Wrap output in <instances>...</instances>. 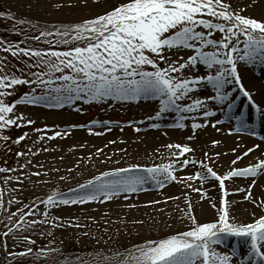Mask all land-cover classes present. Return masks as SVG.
Masks as SVG:
<instances>
[{"label": "snow or ice", "instance_id": "obj_1", "mask_svg": "<svg viewBox=\"0 0 264 264\" xmlns=\"http://www.w3.org/2000/svg\"><path fill=\"white\" fill-rule=\"evenodd\" d=\"M243 10V8L233 10L226 0H116L106 11L80 23L65 24L55 31L40 29L39 35L26 37L38 42L45 38L43 43L49 44L48 48L20 47L19 42L14 44L0 39V51L10 53L17 59L21 56L28 57L32 61V63L25 62V67L29 69L27 76L23 75L21 69L16 70L21 72V75L17 76L8 68L6 58L0 57V130L13 125L21 127L22 124L18 121L23 124L34 123L32 120H26L23 114H16L15 106L19 103L30 105L43 103L50 107H61L64 103L76 99H84L86 103L109 98L134 101L141 96L158 100V109L153 117L148 118L153 121L160 120L165 113L174 112L177 115L175 127L184 128L185 124L182 121L185 117L180 114L199 113L205 119L201 124L196 122L195 116L192 117L191 127L195 130L207 125L209 123L207 118L216 114L206 105V101H214L217 105L226 104L228 118L236 121L237 126L234 131L249 129L250 125L245 121L242 109L238 115L231 113L234 101L230 100V97L233 90L228 86L238 88L239 93L248 99L251 107L264 116V108L252 100V94L243 87L237 69L238 61L247 65L257 62L264 64V21L241 15ZM0 16H5V13L0 12ZM7 18L13 17L8 15ZM18 23H27V21H18ZM32 27L36 28L35 25ZM201 28L207 31L198 30ZM215 31L221 33L219 40L211 38ZM48 37L55 38L49 40ZM70 44L71 47L58 50L59 45ZM206 46L211 47L212 50H203ZM173 49L176 51L188 49L192 50L193 54L184 62L169 63L165 52H171ZM159 61H164L166 67H160ZM197 64L205 66L209 70L207 74L188 77L171 75V73H180L185 67L195 69ZM147 66H150L151 70H147ZM32 68L38 70L30 71ZM57 73L59 75H56ZM20 84L39 86L44 92L36 94L33 88L32 92L22 94L17 100L11 103L5 102L4 98L12 94L7 90ZM205 84L211 86L214 95L206 96L204 99H193L191 93ZM186 99L190 103H182ZM217 123L221 121L213 122L212 126L215 127ZM160 126L156 122L149 125L153 129ZM69 127H77V125ZM34 131L42 130L34 129ZM91 131L92 129L89 128V132ZM232 131L233 129H230L229 134ZM249 134L255 135L254 132ZM59 135L60 132L53 133V136ZM26 136L27 133L18 136L14 143L18 144ZM192 138L188 137V139ZM0 140L7 141L9 137L0 135ZM212 143L216 144L217 141ZM167 147L172 150L171 155L176 158L169 163L151 166L133 163L122 168L107 169L77 184L76 189H70L73 195L69 198H64L61 193L53 191L43 200L34 198L27 212H22L20 208L15 212H9L7 208H3V211L8 213L7 220L12 226L7 231L0 232V236L7 237L18 226L27 228L40 223L32 220L29 224H24L25 217L33 215L32 209H36L37 204L44 206L43 222L51 223L54 227H78L79 225H72L71 221H68L67 225L55 223L61 219L60 217L48 220L49 209L60 204H85L93 201L103 203L123 193L143 191L144 186L149 182L164 188L171 182L199 180L203 184L209 179H215L219 182L220 191L223 193L227 178L255 177L264 171V158H258L255 164L243 168L233 167L220 176L204 161L189 159L185 154L192 152L193 149L188 145L169 144ZM256 148H259V145L248 148L241 155L246 156ZM100 151L101 149H97V152ZM232 151L235 152V149ZM22 155L26 153H16L17 157ZM207 155L205 153L206 158ZM180 157L184 158L181 160ZM240 159L241 156H237L232 163L235 164ZM189 165H199L203 171H195L184 177L175 175L177 168L183 170ZM20 167L23 168L24 165ZM6 171L14 172L15 169L0 168V172ZM141 172L144 174H140ZM33 175L39 176L40 173ZM4 179L7 183L13 178ZM15 179L20 180L19 177ZM255 183L256 180L253 179L244 199H251L254 205L264 208V199H260L257 204V200L251 197V187ZM187 187L191 188L192 185L187 184ZM8 203H19V201L13 197ZM149 203H159V201H149ZM224 205L225 200L221 196L217 221L198 223L194 215L190 216L192 226L186 231L169 234L157 240H146L141 245H133L131 249L125 250L123 257L115 264H232V257L237 255L235 251H232L231 255H226L211 247L220 242L218 236L221 233L249 238L247 254L237 260L236 264H264V215L254 217L247 224L237 225L230 222L229 213ZM2 207L3 200L0 194V208ZM188 210L191 212L190 204ZM17 213L21 214L13 221ZM22 239L35 243L27 236ZM37 251L47 256L48 252L55 250L37 249ZM31 254L30 247L20 252H7V255L13 259ZM96 255L99 256L100 253ZM115 255L121 254L117 252ZM107 259L104 257L100 264H106Z\"/></svg>", "mask_w": 264, "mask_h": 264}, {"label": "rangeland", "instance_id": "obj_2", "mask_svg": "<svg viewBox=\"0 0 264 264\" xmlns=\"http://www.w3.org/2000/svg\"><path fill=\"white\" fill-rule=\"evenodd\" d=\"M257 1L259 0H226L231 4L233 10L243 8L241 15L264 21V16L252 13L251 8ZM115 2L116 0H96V2L94 0H0V12H4L6 16L11 15L17 21L40 23L47 30L55 31L62 25L80 23L85 19L99 15ZM220 36L221 33L215 31L211 38L219 40ZM41 45L44 46L43 41H41ZM62 46L64 50L67 47L59 45V49ZM203 50L211 51L212 49L206 46ZM192 54L193 51L188 49L180 51L173 49L171 52H165L169 63L172 61L184 62ZM0 57L6 58L8 68L17 76L21 75V72L16 71L17 69L23 70V75L27 76L29 69L25 67V62L32 63L28 57L21 56L17 59L3 51H0ZM159 65L166 67L164 61H159ZM237 69L242 85L245 75H248L254 82L255 80L264 82V64L257 62L247 65L238 61ZM37 70L36 68L30 69L33 72ZM147 70H151V67L147 66ZM208 71L205 66L197 64L195 69L185 67L180 70V73H171V75L188 77L204 75ZM228 87L233 90L230 97V100L234 101L231 113L237 115L238 110L242 109L243 112L251 115L248 122L253 120V123L249 129H244L241 132L234 131L235 127L231 121L233 119L227 121L229 113L226 104L217 105L214 101H206V105L216 114L207 118L209 121L207 125L195 130L191 127L192 117L195 116L196 122L201 124L205 119L199 113H181L180 115L185 117L182 121L185 124L184 128L175 127L177 115L174 112L165 113L160 120L148 119L154 116L159 106L158 100L152 97L141 96L134 101L109 98L87 103L84 99H76L61 106L63 113H52L47 119L36 111L35 105L17 104L15 106L16 114H23L26 120H32L34 123L23 124L18 121L22 124L21 127L13 125L0 130V135L9 137L7 141L0 140V168L15 169L14 172H0V194H2L3 200V207L0 208V232H5L12 226L7 220L8 213L4 212L3 208H7L9 212H15L17 208L22 209V212H27L34 198L43 200L53 191L61 193L64 198H69L73 195L69 191L70 189H76L77 184L83 183L91 176L107 169L122 168L133 163L143 166L169 163L176 159L171 155L172 150L167 147L169 144L188 145L193 149L192 152L185 154L189 159L204 161L218 175L223 176L233 167L243 168L249 164L238 161L233 164L232 161L235 160L233 159L229 162L226 161L223 167L212 162L213 159L207 152L208 148L218 147V143L213 144L212 141H221L222 136L234 135L242 139L250 138L251 142L255 139L261 142L258 144L262 150L261 153L253 150L255 153L252 155L253 163L251 164H255L258 158H264V126H261L259 121L257 123L258 112L251 107L248 99L239 93V89L235 86ZM33 88H35L36 94L44 92L43 88L35 85H15L12 89L7 90L12 94L4 98L5 102L11 103L22 94L32 92ZM250 93L252 100L259 105L255 100V93L253 94V91ZM209 95H214V93L211 86L206 84L191 93L193 99H204ZM237 95H239V99H236ZM182 103H190V101L186 99ZM225 117L226 119H224ZM93 121L96 123H91ZM105 121L110 123L105 124ZM215 121H221V123H217L213 127L212 123ZM152 122L161 126L156 129L150 128L149 125ZM71 125H77V127H69ZM45 126L47 127L45 128ZM89 128L92 129L91 132H89ZM34 129L42 131L38 132ZM135 129L140 130L136 131ZM230 129H233L231 134H229ZM55 132H60L61 135L53 136ZM65 132L68 134L64 135ZM250 132H254L255 135L249 134ZM24 133H27L26 138L18 144L14 143L16 138ZM190 136L193 138L188 139ZM251 142L248 143L247 149L254 146ZM38 149L39 151H37ZM97 149H101V151L97 152ZM17 152L26 153V155L17 157ZM205 153L208 154L207 158ZM183 158L180 157L181 160ZM20 165H24V167L21 168ZM195 171H203V169L199 165H189L183 170L177 168L175 175L184 177ZM37 172L40 173L39 176L33 175ZM6 177L13 179L6 183L4 179ZM16 177H19L20 180L17 181ZM61 177L63 179H60ZM246 179L247 177L227 178L223 193L220 191L219 182L215 179H209L203 184L199 180L182 183L171 182L167 183L164 188H159L149 182L144 186L145 190L143 191L123 193L103 203L93 201L85 204H60L49 209L48 220L60 217L61 219L55 223L67 225V222L71 221L72 225H79L78 227H54L51 223L43 222L45 220L44 206L37 204V208L32 209L33 215L25 217L24 224L27 225L32 220L40 221V223L27 228L18 226L7 237L0 236V259L4 260L5 255L7 260H4V264H14L19 261V263L37 264L42 263L46 258L56 256L52 262L47 264L61 262L65 264L67 259L72 264H78L80 260L85 264H100L101 260L107 257L106 264H115L123 257L125 250L131 249L133 245H141L146 240H157L169 234L186 231L192 226L190 216L194 215L198 223L217 221L221 196L224 197V206L229 213L230 222L237 225L247 224L254 217L264 215V208L254 205L251 199H244L248 191ZM237 180L245 181L243 184H238ZM187 184H191L192 187H187ZM193 188L200 190L193 191ZM236 189H243V191H236ZM204 191L215 195L211 199L210 211L201 215L198 209ZM210 193L206 195H210ZM262 193L260 190L255 193L251 192V197L257 200V204L264 197ZM219 196L220 198H218ZM13 197L19 203L9 204L8 201ZM170 197L175 199H168ZM242 199L248 201L249 205L240 210L236 208L233 200L241 201ZM211 200L209 201L211 202ZM149 201H159V203H149ZM189 204L191 212L188 210ZM20 214L17 213L13 221L18 219ZM24 236L29 237L35 243L23 240ZM218 237L223 242L221 246L224 248V251L220 253L231 255L232 251L236 252L237 255L232 257V264H236L237 260L247 254L248 237L234 236L228 233H221ZM216 245H211V247L214 248ZM28 247L32 248L31 255L13 260H10L11 257L7 255L8 251L20 252ZM37 249H53L55 251L48 252V255L44 256ZM117 252L121 255L116 256ZM96 253H100V255L97 256Z\"/></svg>", "mask_w": 264, "mask_h": 264}, {"label": "bare ground", "instance_id": "obj_3", "mask_svg": "<svg viewBox=\"0 0 264 264\" xmlns=\"http://www.w3.org/2000/svg\"><path fill=\"white\" fill-rule=\"evenodd\" d=\"M252 13L255 15H259V16H264V0H259L255 3V5L252 6L251 8ZM251 80V78L248 75H245L244 78V84L243 87L249 91L252 92L253 94L255 93V100L257 101V103L264 108V82H260V81H256L255 82ZM236 97H239V95H237ZM37 108L36 111L39 112L40 115H43L44 117L49 118L52 113H60L62 111L61 107H55V106H48L47 104H39V105H35ZM34 109V108H33ZM63 113V112H61ZM240 113V110H238L237 115ZM257 115V113H256ZM252 117L251 115L249 116L246 112H244V119L245 121H247V123L249 125H251L253 123V120H251L250 122H248L249 118ZM258 117L259 119L257 120L260 122L261 126H264V116H261V114L258 112ZM226 119V117L224 118ZM227 121H230V119H228ZM233 127H236V121L233 119L231 120ZM260 124H258V126H260ZM231 125V124H230ZM223 128V126H221ZM232 127V125L230 126ZM261 138V136H260ZM258 138V139H260ZM264 138V137H263ZM221 141L218 140V147L217 148H208V154L209 157L212 158V162L217 163L219 166H223L225 165L226 161H231L233 159H236L237 156H241L240 160H237L239 163H246V164H251L253 163V158L252 155L255 152H260L261 153V147L259 144H261L260 141H257L254 139V141H250L252 139L250 138H246V139H242V138H238V136L234 135V136H222ZM262 139V138H261ZM260 139V140H261ZM252 143V145H259V148H256L253 152L248 153V155L246 156H242L241 154L245 152V150L247 149V146L249 145L248 143ZM260 142V143H259ZM259 143V144H258ZM235 149V152H233L232 150ZM219 155H216V154ZM227 162V163H228ZM224 167V166H223ZM223 167H220L221 169H223ZM255 179L256 183L254 185H252L251 187V192L255 193L258 190L262 191L263 195H264V171H261L259 175L255 176V177H247L246 182H247V187L252 184V180ZM241 180H237L238 184H243V181ZM245 182V184H246ZM211 192H213V190L211 189ZM210 192H202V194L204 195L203 198L200 201V205H199V213L205 214L208 213L211 208L212 204V197L215 195L214 193H210V195H206ZM209 197V198H208ZM220 198V196L218 197ZM264 199V197H263ZM211 200V202L209 201ZM236 208H239L240 210L244 209L245 207H247L249 205V202L242 199L241 201H234ZM232 202V203H233ZM210 207V208H209ZM219 239V243L214 247V249L218 252H223L224 248L221 246V244L223 245V242L220 240V237H218Z\"/></svg>", "mask_w": 264, "mask_h": 264}, {"label": "trees", "instance_id": "obj_4", "mask_svg": "<svg viewBox=\"0 0 264 264\" xmlns=\"http://www.w3.org/2000/svg\"><path fill=\"white\" fill-rule=\"evenodd\" d=\"M8 16H0V39H4L6 41L12 42V43H17L19 42V46L20 47H35V48H46L49 47V44H46L45 47V43L44 46L41 45V41H43L42 38L41 41H33L31 39H26V37H31V36H35V35H39V30L40 29H45L46 27L40 23H32V22H27V23H18L17 20L15 19H9L7 18ZM35 25L36 28H33L32 26ZM51 31V30H49ZM55 37H48L47 39L52 40ZM67 47H71L72 45H65ZM59 50H64L63 46L59 49ZM4 255V254H3ZM24 257V256H23ZM23 257H16L15 259H19V258H23ZM56 256H52L50 258H46L42 263H37V264H47L49 262H52ZM3 259L7 260L6 256L4 255ZM13 260V258L11 257L10 260ZM0 259V264H4L5 261ZM20 262V261H19ZM15 262L14 264H26L28 262ZM70 260L67 259L65 264H72L69 263ZM7 264V263H6ZM28 264H33L32 262L28 263ZM35 264V263H34ZM58 264H62L58 263ZM78 264H85V262H82V260H80V263Z\"/></svg>", "mask_w": 264, "mask_h": 264}]
</instances>
